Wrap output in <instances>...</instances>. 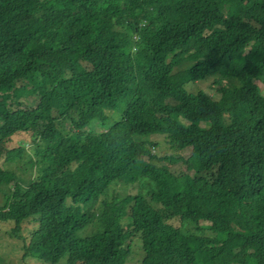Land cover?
<instances>
[{
  "label": "trees",
  "instance_id": "1",
  "mask_svg": "<svg viewBox=\"0 0 264 264\" xmlns=\"http://www.w3.org/2000/svg\"><path fill=\"white\" fill-rule=\"evenodd\" d=\"M210 78L217 98L186 87ZM257 80L264 0H0V160L36 166L0 165L23 264H129L135 240L141 264H264ZM116 182L146 189L110 199Z\"/></svg>",
  "mask_w": 264,
  "mask_h": 264
},
{
  "label": "rangeland",
  "instance_id": "2",
  "mask_svg": "<svg viewBox=\"0 0 264 264\" xmlns=\"http://www.w3.org/2000/svg\"><path fill=\"white\" fill-rule=\"evenodd\" d=\"M212 78L208 80H201L190 82L186 85L187 89L190 91H197L199 89L205 90L208 94L213 95V97L217 98L218 94L216 93L215 86L212 84ZM256 83L260 86L264 93V82L261 80H257ZM14 99L22 102V106H34L37 102V96L35 94H19L15 95ZM116 117V116H115ZM93 127L96 131H101L105 129V127L98 126L97 124H93ZM155 140H158L160 144L157 147H152V152L162 155H174V156H182L183 158L190 157L193 161L194 166L198 165L197 156L193 154L192 149L190 147L179 149L171 143L164 142L163 137L153 136ZM33 135L28 132H19L15 134L11 141L8 142V147H16V146H26L27 148L32 145ZM0 165L13 170L16 174L17 179L29 180L34 176L36 172V166L30 165L26 163L25 160H18L11 164H6L4 159L0 160ZM146 188L141 187L139 184L132 185L126 184L122 182H116L111 185L110 190L106 197L112 199L115 196H119L120 198H124L129 193H134L136 190L145 191ZM8 191V186L2 185L0 186V205L4 201V194ZM123 211L122 208L118 207V213L120 214ZM206 223V222H202ZM98 222L95 220L93 223H90L87 228L82 232V235H88L94 233L98 230ZM12 226L10 221L1 222L0 221V264H23L24 261L22 259V241L21 239L13 237L9 229ZM33 227V223H25L24 224V235H27ZM133 249V258L131 259L129 264H141L142 259V250L140 243L138 241H133L132 243ZM31 264H40L36 260H30ZM65 259H62L59 264H63Z\"/></svg>",
  "mask_w": 264,
  "mask_h": 264
}]
</instances>
